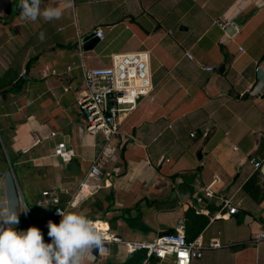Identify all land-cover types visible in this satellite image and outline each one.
I'll list each match as a JSON object with an SVG mask.
<instances>
[{
	"label": "crops",
	"instance_id": "0c3cea01",
	"mask_svg": "<svg viewBox=\"0 0 264 264\" xmlns=\"http://www.w3.org/2000/svg\"><path fill=\"white\" fill-rule=\"evenodd\" d=\"M92 1L75 0L62 20H71L73 10L80 24H84L91 14ZM107 1L111 2L113 13L125 6L118 17L110 20V29L125 24L131 30L128 23H139L141 17L145 18L144 0ZM176 1L170 0L173 4ZM45 3L62 6V0H45ZM197 14L194 18L199 23L196 40L182 50L167 70L165 63L177 56L183 36L167 38L170 30H163L156 22L146 28L138 24L144 32L139 38V48L110 52L111 55L147 49L157 56V70L164 68V73L156 83L155 100L140 105L126 117L121 133L103 143L98 142V136L87 134L85 124L75 121L70 112V92L76 100L80 93L73 86L74 78L60 70L66 58L73 55L70 39L58 40L62 45L58 51L39 58L27 56V50L34 45L28 39H17L16 44L10 43L13 47L9 44L12 39L5 36L0 39V83L5 82L4 86L0 85V199L15 193L25 200L20 182H34L38 189L33 198L44 188L58 187V206L67 208L80 181L90 170L92 158L103 147L114 148L102 168L101 186L92 188V193L76 205L89 219L107 221L111 230L126 240L145 241L173 231L177 221L184 219L189 241L199 237L209 243L218 238L222 244L219 248L207 249L191 264H264V239L253 242L264 231V162L255 168L250 161L252 157L264 159V0H219L208 9L200 7ZM97 19L96 28L102 29L103 21L108 18ZM219 20L228 21V26L221 28L216 22ZM47 22L51 21L43 17L34 22L23 21L19 0H0L1 29L14 31L20 25V30L25 28L22 25L25 23L27 28L34 27L51 35L52 31L47 32ZM180 29L186 32L189 26ZM57 30H63V26ZM205 36L206 50L201 48L194 53L193 48ZM76 51L82 63L91 67L86 64L84 51L82 56L78 44ZM186 51L194 59H189ZM29 59L31 65L36 63L33 73H29L33 79L18 88L15 85L20 79L19 73L24 72ZM224 62L226 71L222 73L217 68ZM37 66L40 68L36 73ZM45 66L57 69L58 74H41ZM203 66H214L215 70L209 71ZM82 84L83 90V73ZM184 122L202 134L201 150L186 149L181 143L179 126ZM35 129L43 133L53 130L58 134L34 144ZM60 142L76 154L68 163L53 155ZM215 174L220 182L214 189L218 195L231 198L238 210L229 217L223 216L228 214V209L216 197L204 199L203 212L194 207V196L202 194V188ZM40 207H43V218L34 219L44 236L48 221L55 223L56 218L52 216L54 206ZM19 218L31 224L30 217L20 214ZM142 260L143 253L129 256L123 247L111 243L105 244L103 255L98 250L89 253L85 264H142ZM152 263L172 264L169 259L156 258Z\"/></svg>",
	"mask_w": 264,
	"mask_h": 264
},
{
	"label": "built area",
	"instance_id": "2783aa9c",
	"mask_svg": "<svg viewBox=\"0 0 264 264\" xmlns=\"http://www.w3.org/2000/svg\"><path fill=\"white\" fill-rule=\"evenodd\" d=\"M217 24L225 29L228 21H216ZM95 35L102 40L104 32L100 28H95ZM239 31L238 28L235 30ZM82 34L77 33V44L80 53L83 56V41ZM241 49V48H240ZM185 55L189 59H194L190 51H186ZM71 69L70 66L67 67ZM83 79L85 88L80 91L77 104L86 118L84 130L87 134L97 137L99 133L102 134L104 140L109 142L113 136L121 133V126L126 117H128L134 110H136L144 102H153L155 100L154 71L152 69L151 53L147 49H139L134 51L113 52L110 55V62L104 66L87 67L82 63ZM204 69L212 71L214 66H203ZM260 70V66L256 68ZM41 74H58L57 69L45 66L40 70ZM23 75V73H20ZM34 144L41 143L45 139L55 137L58 133L50 130L48 133H43L39 129L33 130ZM192 137L196 136L195 131H191ZM206 136V134H205ZM114 151L108 147H103L92 158L90 170L88 171L84 180L79 183V189L67 205L76 206L88 194L92 193V188L100 185L101 174L103 173V166L109 161L110 156ZM53 155L57 156L62 162L68 163L75 157V152L65 143H57ZM255 168H260L264 159L256 160L250 158ZM147 164L151 166L149 160ZM220 182V177L215 174L213 179L204 185L202 194L194 196L196 205L195 210L203 212L204 199L218 198L222 203V207L228 209V216L236 213L237 207L232 205L231 198L218 195L214 189L215 185ZM58 187H49L41 190L36 197L35 204L39 206H54L52 216L56 218L57 224L62 219L59 216L58 210H63L58 206L60 203V196L57 191ZM20 199L24 204L27 202L23 196ZM198 205V206H197ZM29 207V206H28ZM25 215L21 213V216ZM29 219L30 210L26 215ZM98 230L103 231L107 235L106 244L115 243L119 247H123L127 255L134 256L136 253H143L142 264H153L152 259L170 260L172 264H191L192 261L200 259L207 249L219 248L222 246L218 238H213L209 243L204 242L201 238H195L191 241L186 236V226L184 219H179L173 231L163 232L157 234L152 240H126L113 232L107 221L101 218L91 219ZM31 226V224H30ZM48 229L44 231L46 237L45 242H50L47 236ZM264 239V231L258 233L253 242L256 243Z\"/></svg>",
	"mask_w": 264,
	"mask_h": 264
},
{
	"label": "rangeland",
	"instance_id": "374dc122",
	"mask_svg": "<svg viewBox=\"0 0 264 264\" xmlns=\"http://www.w3.org/2000/svg\"><path fill=\"white\" fill-rule=\"evenodd\" d=\"M144 7L146 8L145 11V18L141 17L140 22L137 23H128L127 26L132 27L131 30L127 29L126 25L123 24L118 29H110V20L119 16L121 10L125 6L118 7L117 11L113 13V7L111 2L107 0H93L90 5L91 7V14L87 15L84 24H80L79 20H77V16L75 17V12L71 11V20H62L54 19L51 22H47V32H51V35H45V39L43 42L39 39V34L41 30H35L34 27L27 28L26 24L23 23L25 28L20 29V25L17 26V30L11 31L10 29L4 30L0 27V39L8 37L13 41L10 43H17L18 40L28 39L32 42V47H29L27 51V56H37L38 58L41 57L43 54H50L53 51H58L62 45L59 43L58 40H64L65 38L70 39L71 44L69 47L71 49L72 56H68L66 60L63 62V66H61L60 70L65 72L66 74L69 73L71 77L74 78L73 86L79 88L81 91L83 88L82 84V73L83 68L81 66L82 57L79 54L77 49V31L80 30L81 34H86L89 31H92L96 28L97 18H108V21H103L102 30L105 34V39L99 41V43L90 50H84V60L88 66H104L110 62V52L112 50H128V49H136L139 48L140 36L144 35L141 27H150V23L156 22L161 25L163 30H170L167 34V38L178 39L180 36H183L181 45L178 46V54L177 56L171 61L167 62L166 70L170 68L174 62L178 59L180 53L185 48H188L190 45L194 43L196 37L198 36V26L199 23L194 21V18L198 16L199 8L208 9L211 6H216L219 3V0H178L174 4L170 2V0H144ZM75 2V0H74ZM190 8V10H189ZM81 9V7L79 8ZM86 10V9H85ZM113 13V14H112ZM72 21V23H71ZM108 22V24H106ZM138 24H142L141 27ZM201 24V23H200ZM58 26H63V30H57ZM181 26H189V30L186 32L181 31ZM19 30V31H18ZM120 30H122L120 32ZM135 30V35H133V31ZM120 32V33H119ZM17 33V34H16ZM206 36L204 40L199 44L197 48H193V52L195 53L197 50L204 48L206 50ZM13 47V44H10ZM144 48V46H140ZM76 48V49H75ZM79 48V47H78ZM5 50V47H4ZM75 53V54H74ZM70 54V53H68ZM157 56L153 53L151 54L152 60V69L154 71V83L156 84L161 77H163L164 68L158 69V61ZM39 60V59H38ZM35 62L32 63L30 67L31 73H33V69L35 67ZM70 65L71 69L69 72H66L67 65ZM39 66L36 67V73L39 70ZM68 71V70H67ZM21 73V72H20ZM19 73V74H20ZM64 73V74H65ZM33 75V74H32ZM28 81V79H26ZM76 80V81H75ZM78 82V83H77ZM159 89V88H158ZM164 91V86H162ZM79 91V92H80ZM24 97V96H23ZM26 97H24L25 99ZM69 104L71 106L70 112L75 118V121H79L80 123L86 124V118L84 114L79 113V106L77 104V100L72 95V92L69 94ZM195 130V128L190 127V125L186 122L181 123L179 126V136L181 137V143L184 144L186 149H192L195 151L201 150V146H203V138L202 134L200 135L198 131L196 137L190 136V131ZM116 137V136H113ZM112 137V138H113ZM111 138V139H112ZM117 139V138H116ZM98 142L103 143V136L101 133L98 134L97 137ZM114 140V138L112 139ZM20 186L23 188L25 200L29 206V209L32 213V220L37 226V222L34 218H43V207L35 204L36 197L33 198L36 194V190L38 189V185L32 182L31 184H26L25 182H20ZM26 216V215H25ZM31 217V216H30ZM20 222L16 225V228L19 230H26L28 229L29 221L23 218H19ZM23 226V227H22ZM39 228V227H38Z\"/></svg>",
	"mask_w": 264,
	"mask_h": 264
},
{
	"label": "clouds",
	"instance_id": "9594fccd",
	"mask_svg": "<svg viewBox=\"0 0 264 264\" xmlns=\"http://www.w3.org/2000/svg\"><path fill=\"white\" fill-rule=\"evenodd\" d=\"M73 6L74 0H62V6L45 0H19L20 18L31 22L39 17L45 21L60 19ZM39 39L44 41L43 32ZM28 210L15 193L0 199V264H85L87 255L94 250L103 255L107 235L97 229L84 210L74 205L58 210L62 217L59 224L48 221L50 242H45L38 227L31 226L26 231L16 228L20 214L27 215Z\"/></svg>",
	"mask_w": 264,
	"mask_h": 264
},
{
	"label": "water",
	"instance_id": "95a60500",
	"mask_svg": "<svg viewBox=\"0 0 264 264\" xmlns=\"http://www.w3.org/2000/svg\"><path fill=\"white\" fill-rule=\"evenodd\" d=\"M229 29L231 28L233 31L235 30L233 26H229ZM82 41H83V48L84 50H90L93 49L100 41V39L95 35V30L89 31L88 33L84 34L82 36ZM32 60L29 59L25 65V69L23 72L24 78L31 80L33 79L32 76H30V65H31ZM218 71L220 72H225L226 71V63H222L218 68ZM199 157H202V154L199 153Z\"/></svg>",
	"mask_w": 264,
	"mask_h": 264
},
{
	"label": "trees",
	"instance_id": "16d2710c",
	"mask_svg": "<svg viewBox=\"0 0 264 264\" xmlns=\"http://www.w3.org/2000/svg\"><path fill=\"white\" fill-rule=\"evenodd\" d=\"M9 11V10H8ZM19 81H18V83L15 85V86H17L18 88H21L22 87V85L27 81L26 80V78H24V76L23 75H20L19 76ZM0 85H5V82L4 81H2L1 83H0ZM30 221H31V225L32 226H35V227H39V223L37 222V226H36V224L34 223V221L32 220V218L30 217ZM23 227V226H22ZM44 240H46V237H45V235H44Z\"/></svg>",
	"mask_w": 264,
	"mask_h": 264
}]
</instances>
